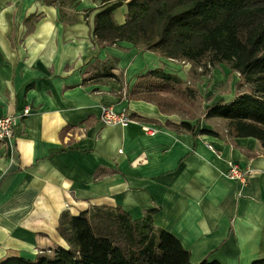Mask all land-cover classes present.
Masks as SVG:
<instances>
[{"label": "crops", "instance_id": "1", "mask_svg": "<svg viewBox=\"0 0 264 264\" xmlns=\"http://www.w3.org/2000/svg\"><path fill=\"white\" fill-rule=\"evenodd\" d=\"M101 4L0 0V118L15 117L12 137L0 140V264L67 248L60 214L94 207L131 219L156 210L153 225L176 237L191 263L264 260V147L210 119L129 99L137 76L161 68L187 82L190 64L127 41L99 45ZM126 12L114 10V21L123 24ZM104 107L134 119L103 124ZM181 122L194 131L167 124ZM230 161L250 169L246 184L227 177Z\"/></svg>", "mask_w": 264, "mask_h": 264}, {"label": "trees", "instance_id": "2", "mask_svg": "<svg viewBox=\"0 0 264 264\" xmlns=\"http://www.w3.org/2000/svg\"><path fill=\"white\" fill-rule=\"evenodd\" d=\"M122 5L125 21L117 24L113 11ZM92 33L99 45L127 41L189 63L190 72L200 70L198 76L226 66L249 91L208 106L203 116L222 120L229 136L251 137L264 147V0H102ZM128 98L152 102L163 114L190 116L197 92L178 76L156 68L137 76ZM167 124L177 131H194L188 122ZM155 211L139 219L109 207L77 216L62 212L57 232L67 248L55 246L34 260L13 257L2 264H221L207 259L191 263L179 240L153 225Z\"/></svg>", "mask_w": 264, "mask_h": 264}, {"label": "rangeland", "instance_id": "3", "mask_svg": "<svg viewBox=\"0 0 264 264\" xmlns=\"http://www.w3.org/2000/svg\"><path fill=\"white\" fill-rule=\"evenodd\" d=\"M178 63H181V61ZM190 70L191 65H189V73L187 75L188 81L185 83L197 92V99L192 108L193 114L190 117L204 118L203 113L208 106L219 101L230 102L233 96L235 97L238 94L249 91V86L239 81L238 74L230 71L224 65L217 66L215 75L213 69L206 76H198L199 69H196L197 72H190ZM208 119L210 120L206 121L214 128L221 129L224 126L223 121L217 120L218 118Z\"/></svg>", "mask_w": 264, "mask_h": 264}, {"label": "built area", "instance_id": "4", "mask_svg": "<svg viewBox=\"0 0 264 264\" xmlns=\"http://www.w3.org/2000/svg\"><path fill=\"white\" fill-rule=\"evenodd\" d=\"M182 64L185 62L181 61ZM30 112L29 108L23 110V115H27ZM15 117L7 115L0 118V140L9 139L13 134V123ZM100 121L103 124L108 125H120L127 126L132 119L126 114L125 111L116 112L112 108L104 107L100 113ZM207 147L212 150V146L207 144ZM227 177L231 180H235L241 184H246L250 176V169L242 168L236 163L228 162Z\"/></svg>", "mask_w": 264, "mask_h": 264}]
</instances>
